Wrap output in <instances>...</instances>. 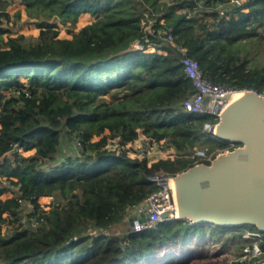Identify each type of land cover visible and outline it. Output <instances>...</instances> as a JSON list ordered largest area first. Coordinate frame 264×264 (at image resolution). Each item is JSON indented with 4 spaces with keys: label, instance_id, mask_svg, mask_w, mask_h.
I'll return each instance as SVG.
<instances>
[{
    "label": "trees",
    "instance_id": "obj_1",
    "mask_svg": "<svg viewBox=\"0 0 264 264\" xmlns=\"http://www.w3.org/2000/svg\"><path fill=\"white\" fill-rule=\"evenodd\" d=\"M12 1L49 31L6 38ZM82 12L96 18L71 37H60L48 21L57 14L75 25ZM262 45L264 0H0V264H146L166 245L191 247L207 237L222 239L237 256L255 225L223 228L178 217L122 234L103 230L158 188L155 175L195 165L201 145L207 152L228 145L204 130L208 114L184 110L194 86L179 47L212 81L264 93ZM71 134L81 140L80 153L73 149L44 167L46 158L62 159ZM143 134L173 155H130L127 143ZM17 143L34 151L2 160ZM41 195L54 198L49 209ZM89 221L103 230L76 235Z\"/></svg>",
    "mask_w": 264,
    "mask_h": 264
},
{
    "label": "water",
    "instance_id": "obj_2",
    "mask_svg": "<svg viewBox=\"0 0 264 264\" xmlns=\"http://www.w3.org/2000/svg\"><path fill=\"white\" fill-rule=\"evenodd\" d=\"M58 19L55 14L48 21ZM221 114L216 136L236 146L211 163L195 164L174 176L179 217L223 228L251 224L264 231V95L247 91ZM21 150L17 143L1 159ZM172 215L171 210L162 213L163 217ZM129 218L133 229L144 227L149 224L148 209L131 213Z\"/></svg>",
    "mask_w": 264,
    "mask_h": 264
},
{
    "label": "built area",
    "instance_id": "obj_3",
    "mask_svg": "<svg viewBox=\"0 0 264 264\" xmlns=\"http://www.w3.org/2000/svg\"><path fill=\"white\" fill-rule=\"evenodd\" d=\"M236 3H242L241 0H234ZM165 32V31H164ZM168 37L173 40L172 33L169 32ZM142 47V46H141ZM182 51L181 61L185 67L187 76L191 79L194 86V92L184 100L183 108L188 112L206 113L212 119L205 121L204 130L216 135L217 123H219L222 112L229 104L233 94L236 91H255L254 88H240L231 85H226L212 81L205 76L198 59L189 55L186 48L179 47ZM29 94V91H26ZM260 93V92H258ZM264 95V93H260ZM235 146L231 141H228V148ZM130 148V155L149 158L157 155H173L171 151L163 150L159 144L154 142L147 135H141L132 142L127 143ZM77 153L83 149L81 140L76 139L75 147ZM168 151V152H167ZM195 164L211 163L216 157V151L207 152L206 149L197 148L192 154ZM174 176L165 173H159L153 177L157 181L158 188L152 191L145 200L132 208L133 213H137L142 208L148 209L149 223H157L164 219L177 218L178 201L176 199V192L173 187ZM33 207L35 204L30 202ZM173 211L170 217H163L162 213L165 211ZM244 237L251 240L247 242L237 256L229 259L226 264H260L264 261V231L260 230H246Z\"/></svg>",
    "mask_w": 264,
    "mask_h": 264
},
{
    "label": "rangeland",
    "instance_id": "obj_4",
    "mask_svg": "<svg viewBox=\"0 0 264 264\" xmlns=\"http://www.w3.org/2000/svg\"><path fill=\"white\" fill-rule=\"evenodd\" d=\"M169 2H172V0H166ZM243 1V0H241ZM7 11L12 14L10 23L12 26V29L10 32H6L4 35L7 38L10 35H17V34H24L27 40L33 39V37H37L42 32H48L49 30L40 27L34 19L28 20V14L25 8V4L17 1V2H10L6 6ZM18 10H21L20 16L17 18L16 12ZM187 10V9H184ZM199 13H201V9H197ZM95 16L89 12H82L75 23V25H71L70 21L67 22V24L61 22L60 20H57L56 25L53 29H58L59 36L60 37H71L74 32L79 31L81 27L84 25L92 22L95 20ZM147 29L151 28V22L150 24H147ZM72 29V31H70ZM138 46H142L138 44ZM260 56L259 60L264 62V45L260 47ZM148 50H154L153 47H150ZM22 80L26 81V78H22ZM6 93H10L9 90H5ZM73 134L68 135L65 137L64 142L61 146L60 155H62V159L58 160L59 158H46V163L44 167L48 168L52 164H58L61 161H64L67 155L70 154V152L75 149V143L76 140L72 138ZM207 134L205 137H208ZM99 136H95L94 139H98ZM203 145L199 146L198 148L204 149L202 147ZM22 149V148H21ZM172 148H170L168 151H171ZM163 150H167V148H163ZM231 150L228 148V145L221 147V148H215L214 151H216V157L223 152H227ZM34 150H21L22 154H30ZM167 151V152H168ZM158 156V155H157ZM152 157L150 160L156 158ZM64 157V158H63ZM215 157V158H216ZM12 192L3 194L2 197H9L12 196ZM38 201L43 206L44 209H49L52 204L54 203V198L51 195H41L38 198ZM28 207H33L31 203H28ZM128 216L125 217L121 222L113 225L111 228L103 230L102 228L95 225L93 221L87 222L85 225L82 226H76L75 227V234L80 235L82 233H90V234H98L100 231H105L107 234H122L125 230L132 227V222L129 218V215L132 212V209H129ZM5 216H9L8 213L4 214ZM9 222L4 223L1 227V231L4 232L7 227H9ZM158 257L152 258L147 261L146 264H216V263H224L228 262L229 259L233 258L235 255L233 252H230L227 249V245L224 244V241L222 239L217 238H211L207 237L204 239V241L198 243L197 241L194 242V245L191 247H183L181 245L177 244H169L164 246L163 248L159 249L158 251Z\"/></svg>",
    "mask_w": 264,
    "mask_h": 264
},
{
    "label": "bare ground",
    "instance_id": "obj_5",
    "mask_svg": "<svg viewBox=\"0 0 264 264\" xmlns=\"http://www.w3.org/2000/svg\"><path fill=\"white\" fill-rule=\"evenodd\" d=\"M246 92H247V91H241V90L236 91V92L233 94L232 99H231L230 102H232L235 98H237L238 96H240V95H242V94H244V93H246ZM230 102H229V103H230ZM173 187H174L175 192H176V186H175V179H174V178H173ZM176 199H177V201H178V198H177V192H176ZM177 215H178V217L181 216V215H180V210H179V204H178V209H177Z\"/></svg>",
    "mask_w": 264,
    "mask_h": 264
},
{
    "label": "crops",
    "instance_id": "obj_6",
    "mask_svg": "<svg viewBox=\"0 0 264 264\" xmlns=\"http://www.w3.org/2000/svg\"><path fill=\"white\" fill-rule=\"evenodd\" d=\"M6 193H10V191H8V192H5L4 194H6ZM3 195V194H2ZM10 197V196H9ZM4 198H6V197H4ZM132 222V221H131ZM134 222H132V224H133Z\"/></svg>",
    "mask_w": 264,
    "mask_h": 264
}]
</instances>
